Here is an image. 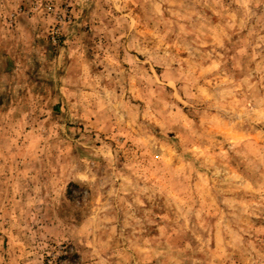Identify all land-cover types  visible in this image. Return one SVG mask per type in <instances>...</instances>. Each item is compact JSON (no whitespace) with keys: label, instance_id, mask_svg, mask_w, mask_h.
Wrapping results in <instances>:
<instances>
[{"label":"rangeland","instance_id":"1","mask_svg":"<svg viewBox=\"0 0 264 264\" xmlns=\"http://www.w3.org/2000/svg\"><path fill=\"white\" fill-rule=\"evenodd\" d=\"M0 264H264V0H0Z\"/></svg>","mask_w":264,"mask_h":264}]
</instances>
